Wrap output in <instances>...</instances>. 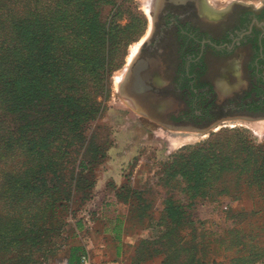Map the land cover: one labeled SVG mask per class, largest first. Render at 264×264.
<instances>
[{"label":"trees","instance_id":"trees-1","mask_svg":"<svg viewBox=\"0 0 264 264\" xmlns=\"http://www.w3.org/2000/svg\"><path fill=\"white\" fill-rule=\"evenodd\" d=\"M99 1L0 0V264H54L61 253L67 264H80L87 251L78 238L105 232L107 212L89 204L106 150L89 137L88 125L123 64L126 36ZM257 82V100L237 108L264 112V80ZM156 176L167 189L161 234L137 242L133 264L159 256L162 264H204L221 250L245 248L238 222L225 235L191 213L199 202L236 200L233 191L241 184L264 187V143H255L246 129L222 128L180 148ZM108 187L131 212L140 209L139 218L148 208L154 214L129 179ZM101 238L107 245L109 236ZM108 254L103 262L117 261ZM238 261L264 263V246L252 245L248 256L231 260Z\"/></svg>","mask_w":264,"mask_h":264},{"label":"rangeland","instance_id":"rangeland-1","mask_svg":"<svg viewBox=\"0 0 264 264\" xmlns=\"http://www.w3.org/2000/svg\"><path fill=\"white\" fill-rule=\"evenodd\" d=\"M220 5L236 8H260L264 0H214ZM105 13L115 14L116 21L124 27L126 38L123 64L116 69L111 76L110 91L106 98L99 97L102 102V110L96 120L88 125V135L95 136V141L106 150V158L97 165L95 173L97 185L95 197L91 201V209L94 206L103 205L106 213L105 231L115 234L118 240L131 246L130 254L121 259L126 264H133L135 247L140 239H154L161 234L158 228V218L163 209V200L166 196V188L157 182L156 172L160 164L171 157L180 148L194 145L209 138L212 132H218L222 128L246 129L255 143H264V117L252 118L253 115L244 113L230 104L227 109L223 104L224 96L219 98V105L215 108L217 117L213 120L205 119L198 124L195 121L188 127L168 126L162 120L145 115L134 96L127 89V81L130 78L131 64L139 54L141 46L153 28L151 0H100L98 2ZM146 11V13H145ZM149 17L151 22H149ZM150 25V26H149ZM228 76L229 84L225 83L224 90L230 94L248 88L250 77L248 71L242 70L244 51L238 49L232 54ZM218 113V114H217ZM264 115V113L262 114ZM197 123V124H196ZM130 180L132 186L143 195L145 204L150 203L154 214H150L149 208L144 218L137 216V207L131 212L130 206L117 202L113 191L108 185L120 186ZM233 194L238 198L223 197L220 203H198L192 208V217L205 220L206 227L217 233H226L235 224L242 229L245 248L237 250H221L215 261L208 259L204 264H241L231 262L233 258L248 256L252 245L264 246V187H248L241 184ZM236 191V192H235ZM176 197L183 195L178 190L168 191ZM235 196V195H234ZM219 204V205H218ZM230 208L225 209L224 205ZM241 213L237 221L229 215ZM236 220V221H235ZM63 257L64 254L61 253ZM54 264H63L64 259ZM94 258V257H93ZM100 259V257L95 258ZM253 257L250 258L252 260ZM162 256L146 264H162ZM142 264H145L142 263ZM250 264V263H247ZM252 264V263H251ZM254 264H264L257 261Z\"/></svg>","mask_w":264,"mask_h":264},{"label":"flooded vegetation","instance_id":"flooded-vegetation-1","mask_svg":"<svg viewBox=\"0 0 264 264\" xmlns=\"http://www.w3.org/2000/svg\"><path fill=\"white\" fill-rule=\"evenodd\" d=\"M151 2L153 28L131 64L126 85L145 115L171 127H188L217 117L215 108L222 96L221 104L227 109L230 104L238 107V103L257 100L252 90L258 79L264 80V5L236 8L214 0ZM238 49L248 59L242 70L248 71L250 83L230 94L223 87L229 84L227 71ZM249 93L253 96L248 97ZM240 110L253 114L241 116L264 117V112L247 107Z\"/></svg>","mask_w":264,"mask_h":264},{"label":"crops","instance_id":"crops-1","mask_svg":"<svg viewBox=\"0 0 264 264\" xmlns=\"http://www.w3.org/2000/svg\"><path fill=\"white\" fill-rule=\"evenodd\" d=\"M103 234H106L109 236L107 245L106 243H104L103 239L101 238V236L103 237ZM76 244L83 245L86 248L87 253L91 255L92 257L94 258L100 257V259L98 260H101L102 258H104L105 250L108 251L109 253L108 257L117 258L116 259L117 261H108V263L110 264H126L127 260L124 262L121 259L125 256V254L128 255L131 253V251L129 250L131 246L129 244L125 242L121 243L115 238V236L111 232L107 233L106 231L104 233L102 232L96 233L89 238H85L81 236L78 238ZM133 246L135 247L136 245H133ZM152 261H154V259L146 261L145 264L148 262H152ZM63 264H67L66 259H64Z\"/></svg>","mask_w":264,"mask_h":264},{"label":"built area","instance_id":"built-area-1","mask_svg":"<svg viewBox=\"0 0 264 264\" xmlns=\"http://www.w3.org/2000/svg\"><path fill=\"white\" fill-rule=\"evenodd\" d=\"M80 264H110L108 262H103V258L101 260H97L93 258L91 255L88 253H85L81 257V263Z\"/></svg>","mask_w":264,"mask_h":264},{"label":"water","instance_id":"water-1","mask_svg":"<svg viewBox=\"0 0 264 264\" xmlns=\"http://www.w3.org/2000/svg\"><path fill=\"white\" fill-rule=\"evenodd\" d=\"M252 118H263V117H252Z\"/></svg>","mask_w":264,"mask_h":264}]
</instances>
